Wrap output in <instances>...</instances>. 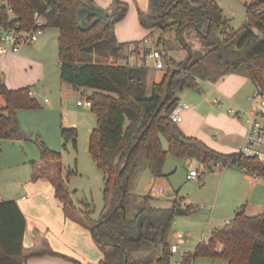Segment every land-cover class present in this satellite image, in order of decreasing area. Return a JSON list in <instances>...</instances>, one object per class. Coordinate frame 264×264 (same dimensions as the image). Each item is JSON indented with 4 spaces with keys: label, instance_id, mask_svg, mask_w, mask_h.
<instances>
[{
    "label": "trees",
    "instance_id": "trees-1",
    "mask_svg": "<svg viewBox=\"0 0 264 264\" xmlns=\"http://www.w3.org/2000/svg\"><path fill=\"white\" fill-rule=\"evenodd\" d=\"M246 9V23L235 30L217 0H151L148 13L139 8L144 27H160L164 32L176 29L190 52L181 63L166 56L168 71L163 81L153 84L149 91L146 66L117 63L129 45L118 40L115 30L127 14V3L115 0L114 9L109 11L93 0H0V22L19 23L22 29L30 30L36 15H42L46 28H57L61 81L76 90H93L88 102L98 123L91 135L90 151L104 174L105 206L100 216L93 217L89 201H82L81 207L75 205L68 188V178L75 171H70L67 179L57 173L51 179L55 196L67 215L79 216L96 244L106 249L103 264H172L169 237L178 209L187 215L194 207L184 208L179 200L169 208L154 207L150 194L141 197L133 217L127 206L132 202L138 172L148 169L154 177L165 176L169 153L180 159L194 156L204 164L247 166L264 178V162L240 152L220 153L186 135L170 118L184 90H200L199 81L216 82L242 67L264 91V0L247 2ZM82 18L86 29L80 26ZM187 29L195 31L203 51L190 48L184 38ZM30 92L29 86L8 88L0 72V95L6 102L0 108V139L31 140L18 116L19 110L41 108ZM62 136L66 143L72 140L77 146L76 129H63ZM37 142L41 162L33 164L42 170L34 179L61 160V153L50 149L40 137ZM25 230L26 218L16 201L0 202V264H25L31 256L24 253ZM43 254L57 253L49 249L32 255ZM198 257H221L228 264H264V212L250 216L245 205L238 208L231 222L214 228L209 239L202 240L194 253L179 261L192 264Z\"/></svg>",
    "mask_w": 264,
    "mask_h": 264
},
{
    "label": "rangeland",
    "instance_id": "rangeland-1",
    "mask_svg": "<svg viewBox=\"0 0 264 264\" xmlns=\"http://www.w3.org/2000/svg\"><path fill=\"white\" fill-rule=\"evenodd\" d=\"M217 1L232 28L238 30L246 23V3L249 0ZM127 5L128 13L121 23H131L130 26H132L133 23L138 22L141 29L146 31V36H151V41H146L147 37L143 36L134 42H128L127 48L133 49L136 43H141L153 49L152 51L159 50L177 61H183L188 57L190 52L178 38L176 29L164 32L162 28L154 27L148 30L149 28L144 27L136 16L130 14L134 7L130 9L128 3ZM184 38L190 45H192L191 42L198 40L193 29H187ZM39 39V42L21 47L19 55L25 56L23 61L19 63L12 61V76L22 79L26 85H35L31 89L35 91L34 97L41 104V108L21 111L24 124L21 126L31 140L0 139V185L4 188L6 186L12 188V197L30 198V192L24 185L36 177L39 169L42 170L40 165L33 164L34 161L41 162V150L37 142V138L40 137L50 149L61 153V160L54 162V167H51L48 173L61 174L67 179L68 173L75 171L68 178V188L72 193V199L78 207H81V202L84 200L91 202L94 210L93 217L97 218L105 206L104 174L98 168L90 151L91 135L97 126L98 118L91 107L88 108L83 104L88 101L93 90H76L72 87L74 96L61 92L58 29L46 28ZM41 42L43 44L39 46ZM133 62L136 63L137 60ZM154 64V59L148 57L146 66L152 67ZM24 71L26 73L18 75L19 72ZM239 71H245V68L242 67ZM207 91L208 87L200 82V90L186 89L180 97L187 94L190 100L205 95ZM72 128L78 131L76 147L72 140L66 143L62 136L63 129ZM162 140L164 148L167 149L168 143L164 135ZM169 169H175V172L168 176L154 177V179L148 169L140 170L131 191L132 202L127 206L129 216L133 217L141 202L138 195L148 194L153 197L151 203L160 206L170 204L172 197L183 199L185 201L182 203L183 207L189 203L193 204L194 211L178 216L172 226L170 243L179 248L178 252L173 253L172 256V264H174L185 252L194 253L196 246L202 240H207L213 228L223 224L229 215L223 213L222 199L216 203L212 193L207 195L204 193L202 182L206 177L204 173L209 172V168L197 157L180 159L169 153L164 172H169ZM192 169H198L200 172V177L196 180L188 178ZM157 187H162L165 194L156 195ZM251 210V208L248 209V211ZM179 233L185 236L183 241L178 238ZM217 248L221 249V245ZM192 264H228V261L221 257H198Z\"/></svg>",
    "mask_w": 264,
    "mask_h": 264
},
{
    "label": "crops",
    "instance_id": "crops-1",
    "mask_svg": "<svg viewBox=\"0 0 264 264\" xmlns=\"http://www.w3.org/2000/svg\"><path fill=\"white\" fill-rule=\"evenodd\" d=\"M93 1L105 10L111 11L114 9L115 0ZM121 1L128 3L130 9L134 7L131 9L130 14L136 16L140 23L138 9L140 8L144 13L150 11L151 0ZM121 21L116 24L115 28L120 42H134L143 36L145 38L147 37L146 41H151V36H146V31L144 32L141 29L137 21L132 26H130L131 23H121ZM39 40L36 42H39ZM42 44L43 42L39 46ZM191 44L189 45L193 51H203V47L198 40L191 42ZM152 50L146 45L136 43L133 49H129V47L125 49L124 57L120 58L117 63L129 64L131 66H146L147 58L153 59L150 56ZM19 53H13L8 47L0 49V72L3 75L4 83L10 89H19L27 86L32 88L35 85H26V82L22 79L15 78V75L12 76V61L19 63L25 59V56H21ZM160 53L165 62V57H169L168 54ZM134 60H137V62L134 63ZM173 60L177 63L185 61ZM147 68V82L149 91H151L153 84L163 81L168 71V66L165 62L164 69H156L155 64ZM22 73H26V71L19 72L18 75L20 76ZM199 82H203L208 87L205 95L199 98H192L190 99L191 101L188 100L189 95L184 94L183 97H180L181 94L179 95L180 101L191 105V108L183 113V120L178 126L186 135L200 139L207 146L220 153H237L244 145L248 125L239 116L229 113V109H235L240 113L243 111H251L254 106L249 101V96L253 93L256 84L247 75L246 71H236L226 74L216 82L202 80ZM60 90L69 96H74L72 86L62 81L60 83ZM31 91L34 92L32 95L34 97L35 91L33 89ZM215 99H219L222 105L214 104ZM46 101L48 100L46 99ZM78 104L80 105L79 102ZM5 105V99L0 95V108L5 107ZM21 111H18V116L20 124L23 126V115ZM205 165L209 168V172L206 171L207 173H204L206 177L202 182L203 191L206 195L212 193L216 203L222 199L224 203L223 213L224 215H229L223 224L215 228L232 221L236 210L244 205L247 206L246 213L250 216L257 215L255 213L261 214L264 212V178L260 177L259 179H255L245 174L239 166L234 164L224 166L211 162ZM174 172L175 169H169V172L164 173L165 176H168ZM51 176V174L46 172L37 179L33 178L31 182L25 183L24 187L29 190L30 198L25 196L12 197V188H8L7 186L4 188L0 185V202L9 200L16 201L26 218V230L23 241L24 253L31 256L27 258L25 264H79L78 262L83 264H103L106 249L96 244L90 229L83 223L79 216L71 218L67 215L63 203L55 196L56 189ZM152 177L154 179V176ZM199 177L200 172L197 178ZM188 178L191 180L197 179L191 178L190 173ZM211 181L212 185H210ZM138 196L139 198L142 197L141 195ZM175 200L179 199L172 197L171 203L166 206L151 204L158 208H169ZM179 202L182 205L185 201L180 199ZM186 206H193V204L189 203L184 207ZM250 208L252 210L248 211ZM181 215L186 214H179L178 216ZM44 239H46V242ZM49 249L57 254L32 255L33 253H39Z\"/></svg>",
    "mask_w": 264,
    "mask_h": 264
},
{
    "label": "built area",
    "instance_id": "built-area-1",
    "mask_svg": "<svg viewBox=\"0 0 264 264\" xmlns=\"http://www.w3.org/2000/svg\"><path fill=\"white\" fill-rule=\"evenodd\" d=\"M8 12L10 16L13 15L12 9H9ZM45 29L46 19L42 15H36L34 26L30 30L22 29L19 23L12 24L0 22V49L8 47L13 53H19L22 46L30 45L38 41V39L44 34ZM150 56L156 61V69H164L165 62L162 54L158 50L152 51ZM30 94L33 95L34 92L31 91ZM249 101L254 106L251 111H243L240 113L235 109H229V113L239 116L240 119L245 120L248 125L244 145L238 152L245 157L255 158L264 162V91L260 86L255 87L253 93L249 96ZM83 104L84 106H91L88 101ZM214 104L222 105L219 99H215ZM190 108L191 105L179 101L170 114L171 120L177 124L181 123L183 120V113ZM240 168L245 174L250 175L255 179L261 177L259 171H251L247 166ZM198 175L199 171L197 169L190 171L191 178L195 179ZM155 193L158 196H162L164 195V189L162 187H157ZM178 238L183 241L185 236L182 233H179ZM178 250L179 248L176 245L171 246L172 253H177ZM186 255H188V252L183 254V256ZM174 264H180V261L176 260Z\"/></svg>",
    "mask_w": 264,
    "mask_h": 264
},
{
    "label": "water",
    "instance_id": "water-1",
    "mask_svg": "<svg viewBox=\"0 0 264 264\" xmlns=\"http://www.w3.org/2000/svg\"><path fill=\"white\" fill-rule=\"evenodd\" d=\"M80 26H81L82 29H86V28L83 27L84 26V19L83 18L80 20ZM158 112H159V110L155 113V115H157ZM120 185H121V182H120ZM178 213L179 214H184L185 211L183 209H178ZM160 247H161V254L163 255L164 254V249H163V246L161 244H160Z\"/></svg>",
    "mask_w": 264,
    "mask_h": 264
}]
</instances>
